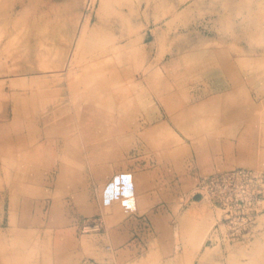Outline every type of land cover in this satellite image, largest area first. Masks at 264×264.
Masks as SVG:
<instances>
[{
    "label": "rangeland",
    "instance_id": "374dc122",
    "mask_svg": "<svg viewBox=\"0 0 264 264\" xmlns=\"http://www.w3.org/2000/svg\"><path fill=\"white\" fill-rule=\"evenodd\" d=\"M242 168L231 241L198 183ZM85 258L264 264V0H0V264Z\"/></svg>",
    "mask_w": 264,
    "mask_h": 264
},
{
    "label": "built area",
    "instance_id": "2783aa9c",
    "mask_svg": "<svg viewBox=\"0 0 264 264\" xmlns=\"http://www.w3.org/2000/svg\"><path fill=\"white\" fill-rule=\"evenodd\" d=\"M257 175L250 169H234L211 174L198 183L201 195L207 196L221 210L222 219L227 226L226 237L233 241L249 232L247 225L254 222L260 203L261 189L252 183ZM101 216L84 217L80 222L82 231H95L102 227ZM110 250V245H106ZM80 264H117L109 258H85Z\"/></svg>",
    "mask_w": 264,
    "mask_h": 264
},
{
    "label": "bare ground",
    "instance_id": "6f19581e",
    "mask_svg": "<svg viewBox=\"0 0 264 264\" xmlns=\"http://www.w3.org/2000/svg\"><path fill=\"white\" fill-rule=\"evenodd\" d=\"M231 63H232V62H231ZM231 63H230V64H231ZM208 64H210V63H208ZM227 67H228V66H227ZM146 68H147V67H146ZM146 68H145V69H146ZM147 69H148V68H147ZM228 69H229V68H228ZM159 74H160V73H159ZM161 80H162V79H161ZM174 81H175V80H174ZM170 82H171V81H170ZM175 85H176V83H175ZM174 90H175V89H174ZM174 90H173V91H174ZM230 93H231V92H230ZM134 95H135V94H134ZM175 97H176V96H175ZM179 110H180V109H179ZM177 111H178V110H177ZM177 111H175V112H177ZM146 117H147V116H146ZM170 117H171V116H170ZM175 121H176V120H175ZM185 121H186V120H185ZM173 123H174V121H173ZM179 124H180V123H179ZM179 124H178V125H179ZM183 124H184V123H183ZM175 125H176V124H175ZM179 126H180V125H179ZM161 128H162V127H161ZM160 130H163V129H160ZM164 131H165V130H164ZM159 133L162 134V131L159 132ZM166 133H168V132H166ZM162 135H163V134H162Z\"/></svg>",
    "mask_w": 264,
    "mask_h": 264
},
{
    "label": "crops",
    "instance_id": "0c3cea01",
    "mask_svg": "<svg viewBox=\"0 0 264 264\" xmlns=\"http://www.w3.org/2000/svg\"><path fill=\"white\" fill-rule=\"evenodd\" d=\"M196 253L195 252H189L187 253L188 256H192V255H195ZM192 262L194 263L195 262V258L192 259Z\"/></svg>",
    "mask_w": 264,
    "mask_h": 264
},
{
    "label": "water",
    "instance_id": "95a60500",
    "mask_svg": "<svg viewBox=\"0 0 264 264\" xmlns=\"http://www.w3.org/2000/svg\"><path fill=\"white\" fill-rule=\"evenodd\" d=\"M200 197H201L200 193H196L195 195H193L194 199H197V198H200Z\"/></svg>",
    "mask_w": 264,
    "mask_h": 264
}]
</instances>
